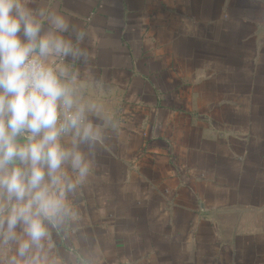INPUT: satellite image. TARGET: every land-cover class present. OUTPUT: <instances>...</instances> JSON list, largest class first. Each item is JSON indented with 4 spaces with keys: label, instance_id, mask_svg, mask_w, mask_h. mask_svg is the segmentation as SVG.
<instances>
[{
    "label": "crops",
    "instance_id": "crops-1",
    "mask_svg": "<svg viewBox=\"0 0 264 264\" xmlns=\"http://www.w3.org/2000/svg\"><path fill=\"white\" fill-rule=\"evenodd\" d=\"M26 7L42 33L63 16L85 53L54 59L84 108L81 135L60 142L89 170L59 221H45L40 264H264V0ZM62 171L77 181L70 163ZM13 204L0 193V220ZM17 249L0 235V264H23Z\"/></svg>",
    "mask_w": 264,
    "mask_h": 264
},
{
    "label": "clouds",
    "instance_id": "clouds-1",
    "mask_svg": "<svg viewBox=\"0 0 264 264\" xmlns=\"http://www.w3.org/2000/svg\"><path fill=\"white\" fill-rule=\"evenodd\" d=\"M26 2L0 0V193L14 201L6 220H0V235L5 243H18L23 264H40L39 256L31 253L48 237L45 221H59L66 211L65 191H73L89 170L75 146L66 149L60 142L71 130L81 135L84 108L75 107V76L54 59L85 53L62 35L69 29L63 16L51 14V28L42 33ZM91 131V125L85 127L83 139ZM24 134L27 143L17 144ZM66 163L78 172L76 182L64 176ZM18 226L23 237L17 236ZM12 264L21 261L13 257Z\"/></svg>",
    "mask_w": 264,
    "mask_h": 264
},
{
    "label": "built area",
    "instance_id": "built-area-1",
    "mask_svg": "<svg viewBox=\"0 0 264 264\" xmlns=\"http://www.w3.org/2000/svg\"><path fill=\"white\" fill-rule=\"evenodd\" d=\"M61 113H63V110H61Z\"/></svg>",
    "mask_w": 264,
    "mask_h": 264
},
{
    "label": "water",
    "instance_id": "water-1",
    "mask_svg": "<svg viewBox=\"0 0 264 264\" xmlns=\"http://www.w3.org/2000/svg\"><path fill=\"white\" fill-rule=\"evenodd\" d=\"M19 166V165H18Z\"/></svg>",
    "mask_w": 264,
    "mask_h": 264
}]
</instances>
